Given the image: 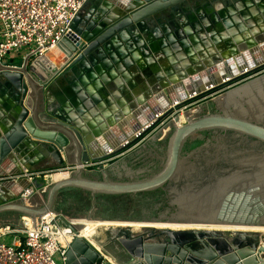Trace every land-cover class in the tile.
<instances>
[{
  "label": "water",
  "instance_id": "water-1",
  "mask_svg": "<svg viewBox=\"0 0 264 264\" xmlns=\"http://www.w3.org/2000/svg\"><path fill=\"white\" fill-rule=\"evenodd\" d=\"M125 1L127 10H117L99 33H80L73 25L79 37L65 36L57 44L66 58L61 68L55 64L54 55L37 60L28 56L17 61V68L0 66V76L12 96L1 123L0 164L15 161L43 142L47 154L57 163L47 172L67 166L71 171L68 177L49 182L26 197L28 190L43 183L26 177L6 180L23 175L22 170L0 174V220L16 215L22 224L23 216L37 220L54 211L66 225H70L69 220H81L264 227V62L249 64L248 69L253 71L239 77L223 71V79H212L201 64L199 68L204 70L198 75H191L190 70L189 74L182 73L183 77L176 74L166 81L176 93L170 95L171 103L161 95L160 108L146 114V121L138 123L134 135L125 136V142L117 148L110 138L105 142L95 139L92 131L52 104L56 78L75 71L109 40L124 35L126 29L142 27L154 15L187 0ZM162 48L158 54L161 61L165 55L171 56L167 41ZM224 65L222 62L219 67ZM175 66L177 70L183 68ZM160 67L163 72L167 64L161 62ZM258 71L252 79L185 110L186 121L178 124L180 111L187 105ZM173 113L175 116L159 127ZM118 156L119 160L98 169L82 167V163L110 161ZM18 183L24 185L23 190L19 191ZM148 193L163 199V204L155 207L162 209L158 215L136 209L130 210L133 218L94 215L99 200H133ZM76 195L90 202V208L79 214L71 201ZM118 227V241L127 258L124 264H264V244L259 241L264 235L234 232L229 238L222 231L210 229L145 226L142 228L146 232L132 236L133 226ZM67 263L116 264L105 249L81 235L73 241Z\"/></svg>",
  "mask_w": 264,
  "mask_h": 264
},
{
  "label": "crops",
  "instance_id": "crops-1",
  "mask_svg": "<svg viewBox=\"0 0 264 264\" xmlns=\"http://www.w3.org/2000/svg\"><path fill=\"white\" fill-rule=\"evenodd\" d=\"M125 3L89 0L76 17L74 27L80 33H99L117 10H127ZM124 33L109 40L75 71L71 69L56 78L51 91L52 104L60 112L92 131L95 139L105 142L110 138L116 148L125 142V136L134 135L138 123L146 121V114L160 108L161 95L171 103L173 86L166 81L176 73L169 76L164 68L162 73L166 76L161 84V62L167 66L171 60L178 64L222 63L233 58L240 63L264 62V1L187 0L179 7L154 15L142 27L135 26ZM164 41L168 42L171 56L163 54L161 61L158 54L163 51ZM54 56L55 64L61 68L65 62ZM220 77L223 79L224 74ZM11 98L10 88L0 76V131ZM6 162L0 164V174L18 170L43 172L57 167L43 142L15 161ZM41 177L33 181L43 182ZM18 184L19 191L23 190L24 185ZM95 243L105 248L103 242ZM105 249L116 264L127 262L121 249L115 253Z\"/></svg>",
  "mask_w": 264,
  "mask_h": 264
},
{
  "label": "built area",
  "instance_id": "built-area-1",
  "mask_svg": "<svg viewBox=\"0 0 264 264\" xmlns=\"http://www.w3.org/2000/svg\"><path fill=\"white\" fill-rule=\"evenodd\" d=\"M88 1L0 0V66L18 67L17 61L8 60L11 53L21 54L25 51L21 59L28 56L35 60L47 58L51 49L57 47L63 37H79L73 30V25ZM186 109L187 107L181 111ZM174 114L168 119H172ZM168 119L159 127H164ZM107 162L82 163V167L98 169L101 165L106 166ZM96 166L98 167L94 168ZM56 171L71 174L69 166L53 172ZM46 173L48 172L26 171L23 175L6 180L17 181L26 177L33 181L40 175L49 177ZM48 183H43L40 188L33 186L24 197L39 192ZM21 219L22 224L16 221L0 225V239L14 235L11 244L0 241V264H68V251L73 241L77 236H83V231L89 227L87 221L81 220H69L70 225H66L54 211L45 213L37 220L28 216ZM80 225L83 228L77 231L75 228Z\"/></svg>",
  "mask_w": 264,
  "mask_h": 264
},
{
  "label": "flooded vegetation",
  "instance_id": "flooded-vegetation-1",
  "mask_svg": "<svg viewBox=\"0 0 264 264\" xmlns=\"http://www.w3.org/2000/svg\"><path fill=\"white\" fill-rule=\"evenodd\" d=\"M174 60H176V59H174ZM222 62H224L226 64L222 68L219 67V64H220L219 62L217 63L215 61H212L209 63H198L195 61L194 63L179 64V65H183V68L181 67L182 69L177 70L178 67L175 65H177L178 63L176 61H173V63L168 64L166 70L168 71L169 76H171L173 73H176V74L180 73L179 75L183 77L182 73H184V72L186 73L189 70L191 71L190 74L195 76L204 70V68H201V69L199 68V65L201 64L202 66H205V68L208 69L206 76L210 77L212 79L219 78L222 74H224V72H226L227 74H229L231 76L239 77L242 73L244 74V73H248L250 71H253L252 68L248 69V66H249L248 63H240V60L238 58L223 60ZM251 64H253V63H251ZM217 69H219V70H217ZM244 69H246V70H244ZM260 72L261 71L250 73L247 76L243 77L242 79L235 81V82L227 85L226 87L219 88V89L215 90L214 92H212L211 94H209L208 96H206L204 98H200L199 100L187 105L186 107H187V109H189V108H192L194 106H197V105L207 101L208 99L215 97L218 94H221V93L239 85L242 82H245V81L252 79L253 77H255L256 74H258ZM161 73H162V70H161ZM187 74H189V72ZM165 76L166 75L162 74L161 80ZM169 120L170 119H168V121ZM120 158H121V156L113 158L111 161L107 162V165L119 160ZM97 167L98 166H96L94 168H97ZM71 199H73L71 201L73 202L72 206L75 209L74 212L77 214H79L82 211H85V210L90 208V202L85 197L82 198L81 196L76 195V198L71 197ZM162 201H163V199L161 198V196L156 194V193H148V194H145V195H143L137 199H133V200L127 199V200L114 201L112 199H102V200L98 201L97 208L94 212V215L95 216H101V217H115V218L129 217V218H133L134 216H132V212H130V210H132V209H136V211L149 210L150 212L154 213L155 215H158L162 211V209L156 210L155 207L159 206L160 204H163ZM136 215H138V214H136ZM117 235H119V234H117ZM115 246H118V245H115Z\"/></svg>",
  "mask_w": 264,
  "mask_h": 264
},
{
  "label": "rangeland",
  "instance_id": "rangeland-1",
  "mask_svg": "<svg viewBox=\"0 0 264 264\" xmlns=\"http://www.w3.org/2000/svg\"><path fill=\"white\" fill-rule=\"evenodd\" d=\"M24 53H25V51L22 52L21 54L11 53V54L8 55V60L9 61L10 60L19 61L22 58ZM171 61L173 63V60H171ZM180 114H183V111H180ZM53 169H55V168H53ZM56 172H59V171H56ZM56 172H53V173L50 172V173H46V174L50 175V174H54ZM41 178H42L41 181H43L42 183H46V182H50L51 181V180H48V177L46 178L44 175H42ZM15 218H16V215H9L7 218L3 219L2 223H6V222L15 223L16 222ZM118 226H128V225H100V226H98L100 228H97V230L95 229L94 230L95 232L94 231L91 232V234L89 236H92V238H93V240L95 242H103V245L105 246V248H107V250L109 252L115 253V252H117V250H119V251H120V249L122 250L121 245H120V243L118 241V236L119 235H117V234H119V229H120ZM132 226L133 227L130 228V230H131L130 231V235H132V236H135L137 234L146 232L145 228H142V227H145L143 225H139L140 227H134L135 225H132ZM151 227H153V226H151ZM156 227L176 229V230H178V229H188V228L177 227V226L176 227L156 226ZM208 229L216 230V231H222L229 238L233 237L234 232L249 233V235L250 234L251 235L258 234V235H261V236L264 235V229H222V228H208ZM13 239H14V235H7V236L2 237L0 239V241L4 242L6 244H11ZM252 239L253 238H249V240H252ZM259 241H261V243L264 244V238L263 239H259ZM115 245H118V246H115ZM102 248L105 249L104 247H102ZM122 253L124 254L123 251H122ZM123 257L125 258V254H124Z\"/></svg>",
  "mask_w": 264,
  "mask_h": 264
},
{
  "label": "bare ground",
  "instance_id": "bare-ground-1",
  "mask_svg": "<svg viewBox=\"0 0 264 264\" xmlns=\"http://www.w3.org/2000/svg\"><path fill=\"white\" fill-rule=\"evenodd\" d=\"M52 53L54 55L58 56V58L61 59L62 62H65L66 61V58H64L63 53L57 47H54L53 49H51V51L49 52L48 55H52ZM49 60L51 61V59H49ZM217 70H219V69H217ZM224 76H225V74H224ZM219 78L222 79V77H219ZM174 95L176 96V93H174ZM174 95H173V97H174ZM184 111H183V114H181L180 120L178 122L179 125H182L186 121V118L184 116ZM68 176H69V174L66 173V172H56V173L53 174L52 180L50 182H52V181L54 182V181H57V180L66 178ZM48 180H49V177H48ZM87 222H88V226L89 227H88V229H85L83 231V236H85V237H87L89 239H91L92 236H89L88 237V235L91 234V232H93L100 225H128V226L135 225L134 227H140L139 225L150 226V227L151 226H153V227H156V226L176 227L177 226V227H184V228H188V229H190V228H196V229H198V228H201V229H208V228H222V229H264V227H261V226H229V225L191 226V225H178V224H168V223L143 224V223L107 222V221H87Z\"/></svg>",
  "mask_w": 264,
  "mask_h": 264
}]
</instances>
